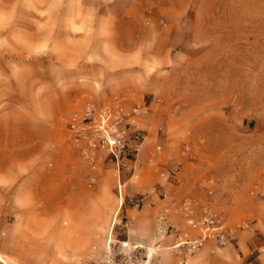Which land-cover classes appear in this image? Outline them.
I'll return each mask as SVG.
<instances>
[{"label":"rangeland","instance_id":"374dc122","mask_svg":"<svg viewBox=\"0 0 264 264\" xmlns=\"http://www.w3.org/2000/svg\"><path fill=\"white\" fill-rule=\"evenodd\" d=\"M174 2L186 10L179 17V27L168 32L176 40L167 45L170 48L165 58L133 61L146 79L153 75L161 80L157 86H162L163 94L131 108H120L131 128L141 131L145 143L154 129L158 136L169 133L178 143L181 156L188 147L190 179L197 176L199 148L214 151L220 162L218 174L222 175L221 157L228 149H236L231 182L209 188L208 195L219 203L215 210L228 225L249 224L250 217L245 215L248 202L257 203L264 212V0ZM162 5L158 0H0V247L8 254L26 256L22 245L37 238L17 231L21 214L31 210L30 200L44 167L50 168L58 160L67 166L59 173L62 196L101 185L100 202L93 213L99 216L108 206L118 207L119 177L108 152L99 151L100 158L92 167L70 138L69 125L81 117L82 110L65 116L56 138L45 140L43 147L40 140L21 141L12 135L20 131L52 135L36 124L51 121L53 109L63 102L64 95L72 94L78 82H84L86 66L98 63L82 56L95 47L107 49L108 45L93 41L100 39V31L108 26L111 15L140 6L150 19L152 10ZM171 18L176 19L173 12ZM135 19L126 15L120 18L118 34L122 41L140 34L142 29ZM156 22L161 27L166 24L163 18ZM120 46L128 44L121 42ZM136 107L144 113L135 116ZM5 121L9 123L5 125ZM21 122L25 124L22 129ZM145 145L140 147L135 163L124 161L126 165L120 171L122 196L127 186L137 181L150 186L171 181L162 175L170 168L171 151L167 152L165 146L158 150L160 141L154 140L143 156ZM138 191L147 194L152 189ZM160 196H164L161 191ZM208 209L211 207L201 215ZM159 212L156 210L153 218V231ZM119 217L122 214L117 212L112 233L124 224L117 225ZM12 226L13 231H5ZM69 228L70 221L63 215L56 243L58 264H97L106 252L110 231H100L99 226L87 231L91 237L84 250L85 242L74 235L84 231ZM257 264H264V257Z\"/></svg>","mask_w":264,"mask_h":264},{"label":"crops","instance_id":"0c3cea01","mask_svg":"<svg viewBox=\"0 0 264 264\" xmlns=\"http://www.w3.org/2000/svg\"><path fill=\"white\" fill-rule=\"evenodd\" d=\"M158 1L163 5L159 9L152 10L150 19L148 18L150 16L140 6L136 8L133 6L132 9L125 10L127 13L122 15L118 13L111 15L108 26L105 30L100 31V39L93 41L96 45H108L107 49L95 47L91 52L86 50L82 56L85 60L98 63L94 62L92 65L86 66L85 75H83L84 82H78L77 89L72 94L64 95L63 102L53 109L51 121L36 124L37 128L51 131L52 135L48 137L36 134L26 135L25 132L20 131L16 135H12V138L21 141L37 139L41 141L40 145L43 147L45 140L56 138V130L62 125L61 120L65 116L83 111L87 102H93L97 106L114 105L131 108L136 104L146 103L149 99H156L163 94L162 86H157L161 80L159 81L157 76L152 77L153 75L146 79L145 75H142L141 69H135V66L139 64L133 62L138 59H164L166 49L170 48L167 45L174 44V40H176L172 35H168V32L179 27V22L181 24L179 17L183 15L186 8L183 5L177 7L174 0ZM171 12L174 13L175 20L171 18ZM124 15L132 17V19L136 17L137 27L142 30L140 34L122 41V36L118 34V27L121 22L120 18ZM159 18H163L165 26L161 27L156 22ZM164 27H167L168 30L165 31ZM147 32L156 34L146 35ZM166 32L167 34H165ZM121 42L127 43L128 46H120ZM146 47L149 48L146 50ZM115 64L120 66L112 67ZM151 115L154 120L157 119L154 113ZM4 118L9 120L7 116ZM7 123L9 122H4L5 125ZM23 125H25L23 122L19 123L20 129L23 128ZM154 140L160 141L158 146L160 149L165 146L167 152L171 151L172 160L168 170L178 169L176 180H162L152 186L142 185L137 181L127 186L124 196L118 197V207L115 204L108 206L107 209L105 208L106 212L99 216L93 213V208L100 202L99 196L103 190L101 185L95 187V190L82 187L80 192L74 191L64 197L61 195L59 173L67 166L58 160L52 164V167H44L42 179L37 182L36 193L30 200L31 210L21 214L20 228L17 230L23 231L24 235H34L37 238L29 239L28 243L22 245L26 254L28 253L26 256L10 255L6 249L0 247V264H58L56 243L59 242L60 231H62L63 215H66L70 221L68 231H84L77 233L78 235L74 234L75 238L85 242L84 250H87V241L91 237L87 231H92L96 226H99L100 231H110L107 239L111 234L112 238L127 241L130 246L141 247V257L147 254L150 264H257L264 257V212L257 203L256 205H253L252 202L246 204L245 209L248 212L245 211V215L250 217L248 227L237 229L231 242L222 248L215 247L211 241L204 242L198 250L190 255L184 254L181 249L170 248L179 241V237L183 233L191 237L197 235V231L188 225L187 216L176 214L172 209H169L168 220L176 232H172L163 239L156 236L153 231L155 212L168 208L171 203L178 204L184 198H193L194 217H199L207 207L215 209L219 203L208 195V189L211 187L215 189L231 182V173L235 168L232 157L236 156V149H228L221 157L220 161L224 164L222 165L223 170H221L222 175V173L218 174L220 162L214 151L211 152L208 147L199 148L197 176L190 179L188 173H190L189 163L191 162L180 155L178 143L173 142L169 133H165V136L161 133L158 136L157 130L153 129L147 143H145L146 141L143 143L146 144L143 156L149 153ZM201 142L204 146L205 139H202ZM128 182H125V185ZM146 188L152 189V191L147 194L138 191ZM160 191L164 193L163 197L160 196ZM137 201L142 203H134ZM220 203L222 202L220 201ZM63 209L69 212L62 213ZM117 212L122 214V217L118 218L117 225L121 222L124 224L117 226L116 231L112 233L111 230L114 228L112 226L116 224L114 221L116 222ZM5 231H13V226L12 229H5Z\"/></svg>","mask_w":264,"mask_h":264},{"label":"built area","instance_id":"2783aa9c","mask_svg":"<svg viewBox=\"0 0 264 264\" xmlns=\"http://www.w3.org/2000/svg\"><path fill=\"white\" fill-rule=\"evenodd\" d=\"M134 115L140 116L141 108L133 109ZM69 135L73 144L78 148L82 156L94 167L99 151L105 150L110 155L116 166L119 177L118 194L121 197L120 171L125 167L124 161L135 163L140 147L144 142V136L138 129H132L131 124L123 109L114 105L97 106L93 102L84 105L81 117L70 123ZM159 150L160 147H157ZM188 147H184L182 156H188ZM131 168V167H130ZM178 169L166 170L162 173L167 179L176 180ZM136 204L141 201L134 202ZM193 201L184 198L179 203H171L168 208L161 210L155 216V234L163 239L176 232L169 223V209L179 215L187 216L188 225L197 231L195 237L183 233L179 241L172 249H181L186 255L198 250L204 242L211 241L215 247L222 248L231 242L237 228L248 227L244 222L236 227L227 224L222 214L215 209L205 210L200 217H194ZM141 247L130 246L127 241L114 239L109 235L107 249L103 258L97 264H150L148 255L141 257Z\"/></svg>","mask_w":264,"mask_h":264}]
</instances>
